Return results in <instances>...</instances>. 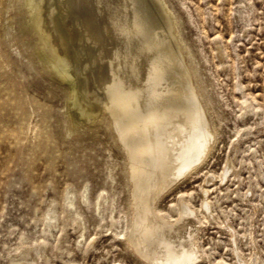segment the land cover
Returning a JSON list of instances; mask_svg holds the SVG:
<instances>
[{
  "label": "rangeland",
  "instance_id": "374dc122",
  "mask_svg": "<svg viewBox=\"0 0 264 264\" xmlns=\"http://www.w3.org/2000/svg\"><path fill=\"white\" fill-rule=\"evenodd\" d=\"M165 1L217 139L156 207L170 223L187 208L199 225L187 264H264V0ZM22 2L0 0V89L11 86L26 113L21 130L4 122L0 138V264H20L25 255L28 264H149L137 253L152 239L135 250L121 239L129 199L122 149L101 118L69 131L66 91L47 55L32 53L40 42ZM127 233L135 242L141 230Z\"/></svg>",
  "mask_w": 264,
  "mask_h": 264
},
{
  "label": "bare ground",
  "instance_id": "6f19581e",
  "mask_svg": "<svg viewBox=\"0 0 264 264\" xmlns=\"http://www.w3.org/2000/svg\"><path fill=\"white\" fill-rule=\"evenodd\" d=\"M22 7L28 8L29 28L40 42L32 53L47 55L50 73L66 91L69 131L102 119L122 149L129 193L121 212L122 242L135 250L152 239L151 246L136 250L142 261L187 264L185 251L193 249L199 225L187 208L174 223L163 221L156 201L205 162L217 133L206 123L208 102L178 18L165 0H23ZM23 105L11 86L0 89V138L7 132L4 122L13 121L15 132L24 127ZM66 197V206L79 215L74 199ZM134 225L141 230L136 243L126 237ZM27 259L17 262L28 264Z\"/></svg>",
  "mask_w": 264,
  "mask_h": 264
}]
</instances>
